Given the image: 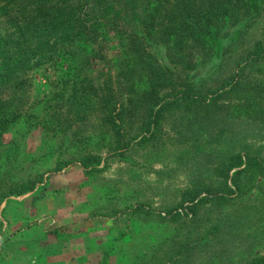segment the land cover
<instances>
[{
	"label": "rangeland",
	"instance_id": "374dc122",
	"mask_svg": "<svg viewBox=\"0 0 264 264\" xmlns=\"http://www.w3.org/2000/svg\"><path fill=\"white\" fill-rule=\"evenodd\" d=\"M262 26L259 17L233 25L219 53L195 57L207 94L237 81L238 102L253 95L248 104L262 111L233 119L237 101L225 93L213 128L191 110L166 114L147 132L131 110L116 135L104 104L94 96L87 102L82 91L103 80L105 63L76 81L64 75L67 64L32 57L11 96L20 115L0 135V264H248L264 257V175L242 170L234 186L244 163L226 179L214 171L219 156L241 146L264 158V58L250 57ZM0 27L7 29L6 19ZM190 67L175 70L183 77Z\"/></svg>",
	"mask_w": 264,
	"mask_h": 264
},
{
	"label": "trees",
	"instance_id": "16d2710c",
	"mask_svg": "<svg viewBox=\"0 0 264 264\" xmlns=\"http://www.w3.org/2000/svg\"><path fill=\"white\" fill-rule=\"evenodd\" d=\"M258 17L263 26L250 56L254 60L264 58V0H0V19L8 23L7 29L0 27V135L20 115L11 96L37 55L67 64L64 75L76 81L82 71L93 72L95 64L105 63L103 80L89 81L82 91L87 90V102L94 96L104 104L105 120L116 135L131 110L140 112L147 132L166 114L192 111H202L195 118L205 122L203 128H213L223 115L219 98L225 93L237 101L233 119L263 117L259 104H248L253 95L238 102L242 97L237 81L207 94L211 88L198 73L203 62L195 58L201 51L203 57L216 55L219 40L236 31L227 29L246 26ZM107 49L115 50L113 57ZM188 63L190 70L182 77L175 68ZM72 85L76 96V82ZM248 148L219 156L214 171L226 179L232 168L244 163L243 169L233 172L234 186L242 170L264 175V158L252 156ZM263 263L264 257L248 264Z\"/></svg>",
	"mask_w": 264,
	"mask_h": 264
}]
</instances>
